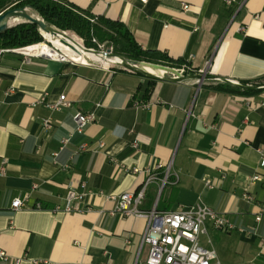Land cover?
<instances>
[{"label": "crops", "instance_id": "crops-1", "mask_svg": "<svg viewBox=\"0 0 264 264\" xmlns=\"http://www.w3.org/2000/svg\"><path fill=\"white\" fill-rule=\"evenodd\" d=\"M67 1L124 23L144 49L186 59L191 74L208 68L212 78L155 80L145 98L150 78L120 66L0 54V248L8 254L0 264H135L147 220L112 210L148 179L141 209L206 205L251 231L208 221L202 244L223 264H264V0ZM168 67L175 71L163 75L174 78L177 67ZM224 79L254 89H217L232 84ZM62 94L71 105L53 108ZM76 112L95 114L83 133ZM79 181L92 194L83 212H66Z\"/></svg>", "mask_w": 264, "mask_h": 264}, {"label": "built area", "instance_id": "built-area-1", "mask_svg": "<svg viewBox=\"0 0 264 264\" xmlns=\"http://www.w3.org/2000/svg\"><path fill=\"white\" fill-rule=\"evenodd\" d=\"M142 2H146L147 0H141ZM227 5L231 6L234 4L236 0H223ZM183 8L188 10L190 8L189 3H184ZM35 45V44H34ZM30 46V45H29ZM27 47V46H24ZM19 48L13 49H1L0 54L4 52H16L22 54L25 57H49L53 59H57L60 61H71V62H79L62 52H59L58 48L52 46V49L56 52V55L52 54H26ZM102 52H105L102 50ZM107 58L114 57V54L110 50L107 52ZM117 56V55H116ZM119 57V56H118ZM121 58V57H120ZM122 65V64H121ZM122 68V66H120ZM186 65H183L181 68H177V70L185 76L186 69H188ZM191 68V67H190ZM189 68V69H190ZM128 70V69H127ZM156 71V70H155ZM150 72V71H148ZM152 74H161L164 72L157 73L151 72ZM198 74H206L210 75L211 73L208 71V68L201 69ZM164 76V75H163ZM150 78V77H148ZM154 79V78H150ZM197 79V78H196ZM156 80V79H155ZM205 79L200 80L199 82H203ZM71 103L67 100L66 94H62L59 97V100L51 106L55 109H59L65 106H70ZM76 123V131L77 133H83L87 125L95 120L94 112L82 113L76 112L73 116ZM52 127L49 120H45L44 128L45 130H49ZM70 141V137H65L62 140V148L65 147ZM85 144L81 146L83 149ZM262 158L260 165L264 167V151L259 149ZM57 155V154H56ZM69 165H65V168H69ZM163 167L162 164L159 165V168ZM3 173L5 169L2 168ZM170 171V166H168L166 177L164 178V182L167 180ZM253 181L263 180V176L261 174H255L252 177ZM150 183V179H148L143 186L137 192H123L116 199V204L112 212L114 214H121L123 216H135L145 218L147 220V225L145 232L142 237V242L140 245L139 253L136 259L135 264H223L219 259L218 252L213 247H206L201 242V236L207 233L206 223L210 221L213 227L217 230L221 231H232L239 230L241 232L251 231L246 228L237 226L234 222H232L227 216L215 212L211 208L203 204H195L187 207H183L179 210H169V211H158L156 208L152 210H143L140 208V205L143 203L146 197V190ZM206 184L209 187H213V182L211 180H207ZM92 191L88 188L87 183L83 181H79L77 184L71 182L70 187L68 189L66 195V203L62 210L66 212L73 211H81L83 212V208L80 207V203H82ZM243 197L252 202L255 200L254 196L245 192ZM24 201L22 198L17 197L14 198L12 202V207L14 209H20L23 207ZM58 209H61L58 207ZM89 206L86 207V210H89ZM261 219L260 216L256 217V220L259 221ZM130 243V240L127 241ZM144 246H148V254L145 259L140 258L141 251ZM0 258L8 259V254L4 249L0 248ZM97 264H113L111 262L107 263H97Z\"/></svg>", "mask_w": 264, "mask_h": 264}, {"label": "trees", "instance_id": "trees-1", "mask_svg": "<svg viewBox=\"0 0 264 264\" xmlns=\"http://www.w3.org/2000/svg\"><path fill=\"white\" fill-rule=\"evenodd\" d=\"M22 6H30L36 10L48 26H55L63 30H74L88 41H91L90 39L94 35L101 40L111 41L117 55H122L136 61L177 68L186 65L189 68L191 67L190 69H186V75L194 71V68L184 58L175 59L161 50L144 49L135 40L124 23L96 16L90 10L83 9L67 0H0V13L9 7L11 9ZM43 40L37 24L23 23L0 32V50L29 46ZM89 47H93L92 44H89ZM155 82V79H148L143 84L142 88L145 91V98L150 97L151 87L154 86ZM244 84L246 85V83ZM215 87L231 93L251 92L250 90H243L228 83H219Z\"/></svg>", "mask_w": 264, "mask_h": 264}, {"label": "water", "instance_id": "water-1", "mask_svg": "<svg viewBox=\"0 0 264 264\" xmlns=\"http://www.w3.org/2000/svg\"><path fill=\"white\" fill-rule=\"evenodd\" d=\"M23 23L37 24L39 27V30L43 36H44V32H51L52 34L61 35L62 37H64V38H62V41L65 44L68 43L65 40L66 36L72 37L71 35H76V32L74 30H63V29H60V28L55 27V26H48L46 24L45 20L42 18V16L30 6L11 8V9H7V10L3 11L2 13H0V32H2L3 30H6V29H11V28H13L17 25L23 24ZM87 50L100 52V50H96L93 48H88ZM117 56L121 57V59L123 60L122 65L125 69L135 71V72H139V73H141L147 77L154 78L156 80H183V79H189V78H197V79L203 80V79L212 78L210 75H206V74H188V75L182 76V74L178 70H176V72H175L176 76L174 78L173 77H166V76H163L161 74H152L151 72H148L145 69V67L151 66L156 71H159V73H161V71L169 72V71H175V70H173L172 68H170L168 66L161 65V64L136 61V60L129 59V58L122 56V55H117ZM224 80L229 81L226 79H224ZM229 82L232 83L233 85H235L236 87L241 88L243 90L254 89L253 86L241 84L238 82H232V81H229Z\"/></svg>", "mask_w": 264, "mask_h": 264}, {"label": "bare ground", "instance_id": "bare-ground-1", "mask_svg": "<svg viewBox=\"0 0 264 264\" xmlns=\"http://www.w3.org/2000/svg\"><path fill=\"white\" fill-rule=\"evenodd\" d=\"M45 39L47 42L52 43L55 48L61 50L65 55L78 60L81 63L85 64H103L110 65L116 60L123 61L120 57H110L107 58V52H98V51H89L86 49L85 45L82 43L81 39L77 35L66 36L65 40L68 42L67 44L63 43L62 37L59 34H52L51 32H44ZM47 42H41L35 45H30L20 49V51L26 54H52L56 55V52L52 49V47ZM147 71L157 72L151 66L145 67ZM164 72V71H161Z\"/></svg>", "mask_w": 264, "mask_h": 264}, {"label": "rangeland", "instance_id": "rangeland-1", "mask_svg": "<svg viewBox=\"0 0 264 264\" xmlns=\"http://www.w3.org/2000/svg\"><path fill=\"white\" fill-rule=\"evenodd\" d=\"M12 6V5H11ZM10 8V7H9ZM7 8V9H9ZM2 13V12H1ZM76 35L81 39V41L83 42V44L85 45V47L88 49L90 48L89 47V44H92L93 49H96V50H100V51H105V52H109L110 50L112 51L113 54H115L114 56L115 57H118L116 56V52H115V47L113 45V43L109 40H101L99 37H97L96 35L92 36V38L90 39L91 41H88L85 37L79 35L78 33H76ZM43 36V35H42ZM43 41L41 42H47V40L45 39V37L43 36ZM39 42V43H41ZM51 47L54 46L52 43L50 42H47ZM35 44H38V43H35ZM34 45V44H32ZM59 52H61L60 49H58ZM123 63V61L119 60V61H115L113 63H111L110 65H113V66H122L121 64ZM236 236V234H235Z\"/></svg>", "mask_w": 264, "mask_h": 264}]
</instances>
